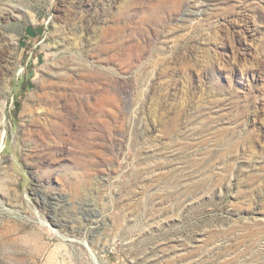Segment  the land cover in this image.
Wrapping results in <instances>:
<instances>
[{
  "label": "rangeland",
  "instance_id": "rangeland-1",
  "mask_svg": "<svg viewBox=\"0 0 264 264\" xmlns=\"http://www.w3.org/2000/svg\"><path fill=\"white\" fill-rule=\"evenodd\" d=\"M0 264H264V0H0Z\"/></svg>",
  "mask_w": 264,
  "mask_h": 264
},
{
  "label": "bare ground",
  "instance_id": "bare-ground-1",
  "mask_svg": "<svg viewBox=\"0 0 264 264\" xmlns=\"http://www.w3.org/2000/svg\"><path fill=\"white\" fill-rule=\"evenodd\" d=\"M96 28H98L97 30H99V32L102 34V35H104L105 34V30L103 29V28H101V27H96ZM3 71V69H1V72ZM40 88H41V85H40Z\"/></svg>",
  "mask_w": 264,
  "mask_h": 264
},
{
  "label": "trees",
  "instance_id": "trees-1",
  "mask_svg": "<svg viewBox=\"0 0 264 264\" xmlns=\"http://www.w3.org/2000/svg\"><path fill=\"white\" fill-rule=\"evenodd\" d=\"M29 82H31V80Z\"/></svg>",
  "mask_w": 264,
  "mask_h": 264
}]
</instances>
